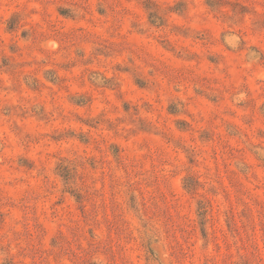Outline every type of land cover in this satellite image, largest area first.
Segmentation results:
<instances>
[{
    "label": "rangeland",
    "instance_id": "rangeland-1",
    "mask_svg": "<svg viewBox=\"0 0 264 264\" xmlns=\"http://www.w3.org/2000/svg\"><path fill=\"white\" fill-rule=\"evenodd\" d=\"M0 264H264V0H0Z\"/></svg>",
    "mask_w": 264,
    "mask_h": 264
}]
</instances>
